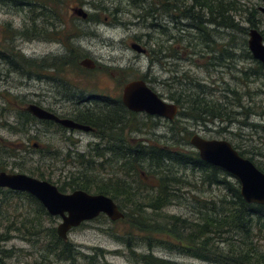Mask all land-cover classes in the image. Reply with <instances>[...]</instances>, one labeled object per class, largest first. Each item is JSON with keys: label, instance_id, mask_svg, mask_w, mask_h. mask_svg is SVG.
<instances>
[{"label": "rangeland", "instance_id": "374dc122", "mask_svg": "<svg viewBox=\"0 0 264 264\" xmlns=\"http://www.w3.org/2000/svg\"><path fill=\"white\" fill-rule=\"evenodd\" d=\"M23 1L26 5L32 4V7L22 6L16 11L10 6H0L1 25V22H13L14 25L21 26L24 22L25 27H30L32 16L40 14V10H54L55 16L50 19L53 27L44 24V19L40 17L35 20L36 26L39 27L37 29L41 32L40 38L33 43L24 42L20 45L26 59L21 60L25 74L33 75L26 77L25 74L12 73L7 81L0 82V162L9 164L8 168L0 172L21 173L39 179L27 171L20 172L19 168L11 166L17 164L20 167L36 168L40 165L51 182L60 187L70 182L72 177L76 180L82 178L77 174L82 172V165L77 161L78 155L82 154L85 161L93 163L91 165L95 176L107 178L112 171L118 169L106 165L107 155H97L102 151L99 145H96L99 141L94 135L63 131L55 126L34 123L27 127L25 133H17L13 130L17 121V109L11 108L14 102L21 106L38 103L45 109L66 115L78 105L85 108L94 107L96 102L88 100L90 96L121 94L126 82L144 77L148 84L168 101H171L168 97L170 92H203L209 101H214L220 106L226 120L213 119L203 122L177 114L173 120L175 125H171V121L154 127V123L148 124L144 118L138 116L128 119V124L124 127L127 141L135 139L141 144L147 142L157 144L158 147L176 145V148L192 150L188 140L190 133L197 131L201 137L226 140L236 147L237 151H247L242 157L251 159L253 164L264 168V76L255 75L248 80L242 76L244 71L252 72L256 68V60L246 55L248 35L234 32L231 28L205 25V16L203 21L209 32L204 34L202 39L200 34L190 28L193 21L185 20L177 10H169V0H163L167 3V13L159 20L136 18L135 14L140 10L123 0L119 4L122 11L117 18L109 16V20L104 21L100 15V21L94 23L73 16L71 10L77 7L78 0ZM117 1L104 0L103 4L110 9L112 6L116 7ZM189 2H186L188 6ZM151 4L154 5L155 0H144L141 5L144 9ZM237 5L240 8L252 5L259 8L262 2L237 0ZM259 13L260 19L264 21V14ZM229 14L232 16L233 12ZM240 15L233 18L234 22L249 28L245 15L239 17ZM152 22L162 26L163 31L150 27ZM147 35H150L151 42H148ZM52 38L56 41H51ZM134 39H140L142 43L148 42L145 47L147 54L138 55L130 49L129 43ZM154 45L156 51L162 49L159 57L151 53ZM224 50L231 53L227 55ZM217 57L220 59L217 60ZM84 58L92 60L95 68L81 67L79 62ZM156 58L159 61L155 60ZM61 59H68L72 64L56 71ZM36 74L45 78L37 80ZM83 96L87 103L78 104L77 100ZM183 127L188 131L184 136L183 132L179 131V128ZM33 141L50 147V153L45 155L44 159L36 153L38 149H34ZM23 164L25 166H21ZM102 164L104 165L101 168ZM184 173V180L193 185L185 186L181 190L182 199L153 217L150 211L145 209V215L165 225L167 216L189 218L193 211L199 210L200 203L204 200H217L225 194L222 187L199 183L198 173L192 174L191 170ZM227 179L234 180L230 176ZM12 203L20 205L17 214H20L21 218L19 217L17 223L24 220L28 223L34 219L36 206L32 202L24 197H14ZM8 222L10 223L7 220L0 221V264H135L128 244L135 253L151 252L156 257L177 264H213L163 247L149 250L144 243L148 240L145 233L131 229L125 221L112 222L104 215L69 232L67 243L72 246L74 252L67 259L57 258L59 251H46L52 242L57 244L55 239L50 238L47 230L56 229L60 218L43 216L41 233L33 237L14 231L15 228L7 229ZM260 247L264 248V240L260 241Z\"/></svg>", "mask_w": 264, "mask_h": 264}, {"label": "trees", "instance_id": "16d2710c", "mask_svg": "<svg viewBox=\"0 0 264 264\" xmlns=\"http://www.w3.org/2000/svg\"><path fill=\"white\" fill-rule=\"evenodd\" d=\"M159 1L161 2V0ZM169 1V10H177L185 20L193 21L190 28L200 34L202 39H204V34L209 32L205 27L209 24L217 28H231L234 32L243 35H248L251 28L260 29L259 32L264 41V21L260 19L261 15L256 6L240 8L237 5V0ZM186 2H189L190 5L188 6ZM30 5L32 7V4ZM230 12H233L232 16L229 14ZM241 12L242 15H240ZM54 13V10L47 12L40 10V18L45 20L48 27L50 19L55 16ZM236 15H240L239 17L245 15L249 28L234 22L233 18ZM205 16L207 22L204 25L203 17ZM216 30L218 31V29ZM153 47L152 54L159 57L162 49L156 51L155 45ZM224 53L229 55L231 51L224 50ZM246 55L251 58L248 50ZM219 59L220 57H217V60ZM69 64H72L70 60H62L59 62V66L57 65L60 69L56 68V71L62 70V67ZM254 66L256 68L252 72L244 71L242 73L246 80L255 75L264 76L263 66L257 61H254ZM168 97L180 108L178 114L203 122L213 119L226 120V116H223L220 111V106L214 101H209L203 92L174 91L170 92ZM81 100L78 99L77 103ZM81 115L86 120L89 117L85 113H81ZM119 116L120 145L117 151L119 165L114 161L106 164L117 167L118 170L112 171V174H109L107 178L95 176L91 165L93 163L89 160L85 161L84 156L79 154L77 161L82 165V172L77 174L82 178L76 180L72 177L70 182L57 187L58 190L60 192L82 190L110 197L123 214V218L119 221H125L131 229L148 236L146 238L148 240L144 243L149 250L163 247L169 251L213 264H264V248L260 247V241L264 240V206L245 203L240 196L238 182L234 178V180H228V174L203 162L193 149L184 150V148H176V145L157 148V146L141 144L139 141L135 143L127 141L124 127L128 124V118L133 117L123 106L120 108ZM34 122L35 119L32 116L23 113L17 118L13 130L17 133H25L28 130L27 127ZM174 123L176 122L172 121L171 125H175ZM180 130L182 131L183 128ZM234 148L237 150L236 147ZM246 152L238 151L241 156ZM36 153L44 159L45 155L50 153V147L43 146ZM99 154L101 153L98 152L97 155L99 156ZM104 164L100 167L102 168ZM255 166L264 173L263 166L259 164ZM8 167V163L0 162L1 171ZM11 167L19 168L20 172L27 171L39 179L45 180L48 177L46 180L52 183L48 174L41 170L40 165L36 168H25L12 164ZM186 170H191L192 174L198 173L199 183L202 185L222 187L225 194L217 200L209 202L204 200L200 203L199 210L193 211L189 218L169 215L165 225L159 224L158 220L150 219L182 199L180 192L185 186L193 185L184 180ZM14 197H24L36 206L33 220L28 223L25 220L17 223L19 217L21 218V215L17 214L20 205L12 203ZM145 209L150 211L151 217L145 215ZM43 216L49 217L50 215L33 196L23 192L0 189V221H10L7 229L15 228L14 231L24 232L28 237L39 235ZM47 232L50 238L57 242L55 244V251H59L56 254L57 258L62 259L73 254L74 250L57 236L55 228H51ZM127 247L134 257L135 264H177L174 261L156 257L151 252L135 253L129 244Z\"/></svg>", "mask_w": 264, "mask_h": 264}, {"label": "water", "instance_id": "95a60500", "mask_svg": "<svg viewBox=\"0 0 264 264\" xmlns=\"http://www.w3.org/2000/svg\"><path fill=\"white\" fill-rule=\"evenodd\" d=\"M260 1L262 6L258 9L264 13V0ZM71 11L75 16L86 17L81 9L74 8ZM131 47L137 52L144 51L138 44H132ZM247 47L252 58L264 68V41L258 30L254 28L249 30ZM80 65L91 69L94 63L85 58L80 61ZM122 103L129 111L145 112L169 120H173L178 111L176 104L160 99L142 80H133L125 84ZM25 109L40 120L54 121L65 128L89 130L86 125L77 124L70 119H60L36 105H28ZM190 145L197 151L203 162L221 169L238 182L239 193L245 203L264 206V173L252 161L242 157L230 142L193 135ZM0 188L27 193L33 196L50 216L59 217L60 223L56 233L64 240L71 229L92 221L100 215L106 216L112 222L123 218L118 206L108 196L89 194L82 190L62 193L54 184L26 174L0 172Z\"/></svg>", "mask_w": 264, "mask_h": 264}, {"label": "flooded vegetation", "instance_id": "af4514ba", "mask_svg": "<svg viewBox=\"0 0 264 264\" xmlns=\"http://www.w3.org/2000/svg\"><path fill=\"white\" fill-rule=\"evenodd\" d=\"M78 1L79 2L77 4L76 8L81 9L83 11V13L86 14V17L83 18V17H78L75 15H73V16L80 19V20L87 21V22H93V23L99 22L100 21V19H99L100 15L103 16L104 21H108L109 16H111L110 18H117V15L120 14V12L122 11L119 4H120V1L123 2V0H118L116 7L112 6V8H110V9L107 8L103 4L104 0H88V1L86 0V1H82V2L80 0H78ZM143 2H144V0H126V3L128 5L137 6L138 10H140V12L138 14H135L136 18L141 19V20L146 19V18L159 20V19H162L166 15L167 3L164 2L163 0H161V2L159 0H155L154 5L151 4L150 6L144 8V9H146L145 11L141 5V4H143ZM24 3L25 2L23 0H0V6H2V7L3 6L9 7L10 6L11 9L14 8V10H16V11L19 10V7L31 6L30 4L26 5ZM105 12H107V14ZM39 17H40V14H38L37 16L36 15L32 16V18L30 20V22H31L30 27L29 26L25 27L24 22L21 26L14 25L13 22H9V23L8 22H6V23L1 22L3 24L2 25L0 24V82L7 81L10 78V76L12 75V73H16L18 75L19 74L24 75L26 73L25 69L23 68V64L21 63V60L24 61L26 59L24 57V54L21 51L20 45L24 42H26L28 44L33 43V42H35V40L37 41L40 38V30L37 29L39 27L36 26V21H35ZM43 23L46 24L45 20ZM49 24H50V27H53V24H51V21ZM150 27H154L155 29L160 28V30L163 31V27L159 26L156 22H152V24H150ZM50 36H51V34L49 35V38H50ZM146 37H147L148 42H151L150 35H147ZM51 41H56V39L52 38ZM148 42L142 43L140 39L139 40L134 39L132 42L129 43V47L131 50H133L138 55H144V54H147V52H148L147 49L145 48L146 46H148ZM132 44L140 45L141 48L144 49V51H141V52L135 51L131 47ZM151 53H152V51H151ZM155 60L159 61L158 59H155ZM79 65H80V62H79ZM93 68H95V63L91 69H93ZM25 75H26V77H30L33 74L30 75L29 73H27ZM35 77L37 78V80H41V78H45L41 74H36ZM46 78L49 80L53 79L52 77H46ZM133 80L144 81L146 83V85L153 92H155L160 99H162L166 102L175 104L172 100L168 101V100L164 99L161 95H159L148 84L146 78H145V80H143V79H133ZM133 80H130V81H133ZM130 81H128V82H130ZM128 82H126V83H128ZM125 84L122 87L121 94L114 95V96H104V95L90 96L88 100L96 102L94 107L85 108V107L78 105V107H75V110H72L71 113H68L66 115H60L59 113H57L51 109H45L38 103H28L24 106H21V105H18L16 102H14V106H13V108H11V110L17 109V118L22 116L23 113H28L30 116H32L25 109L28 105L32 104V105H36L37 107H39L43 110H46L48 112L53 113L54 115H56L60 119H70L77 124L86 125L89 127V130L88 131H82V130H78V129L65 128V127L61 126L60 124H58L54 121L40 120V119H37L36 117L32 116V118L35 119L34 124H46V125L53 126V127L55 126L56 128L63 130V131H72V132L79 131V132L90 133V134L94 135V137H96L97 140L99 141L96 143V145H99V147H100L99 149L102 151L101 154H103V157H105V155L108 156V158L105 157L106 164L107 163L110 164L111 161H114V163L119 164V155H118L117 151H118L119 145H120V116H119V111H120L121 106H123L125 108V110L127 112H129V114L133 117V119L138 117V116H141V118L145 119L146 123H148V124L154 123L153 124L154 127L160 126V123L162 125H164L166 122L169 123V122L173 121L179 112V107L176 104V106L178 107L177 114L173 120H169V119L164 118V117L149 115V114H146L145 112L129 111L126 108V106L122 103V92H123V88H124ZM81 99L82 100L78 104H81V103H84L87 101V100H85L84 96ZM99 101H100V104H98ZM81 113H85L89 116L87 118V120L81 115ZM180 129L181 128H179V130ZM198 130H201V129H198ZM182 132H183L182 133L183 136H184V134L188 133V131H186V127H183ZM190 134H191V137L193 135L200 136L197 131L191 132ZM191 137L189 138V140L187 139L189 144H190ZM202 138H204V137H202ZM130 140L134 143L136 142L135 139H130ZM145 145H148V146L153 145V146H157V148L166 147V146L158 147L157 144L156 145L155 144H149L147 142H145ZM33 147H34V149H36V148L40 149L41 147H43V145L37 141H33ZM111 151H113V153H111ZM110 155H111V157H110ZM62 193H67V192H62ZM57 218H59V217H57ZM56 229H57V226H56ZM73 229H75V228H73ZM73 229H71L70 231H72ZM68 234H69V232H68ZM68 234H67V238L65 240L60 238L66 244H68L67 243ZM52 241H50V242H52ZM54 241H56V240H54ZM55 248H56V245L52 242L51 244L48 245V248L46 251L49 253H52V252L54 253ZM70 248H72V246H70ZM64 258L67 259L68 256L64 257Z\"/></svg>", "mask_w": 264, "mask_h": 264}, {"label": "bare ground", "instance_id": "6f19581e", "mask_svg": "<svg viewBox=\"0 0 264 264\" xmlns=\"http://www.w3.org/2000/svg\"><path fill=\"white\" fill-rule=\"evenodd\" d=\"M260 12V11H259ZM262 14H264V13H262ZM196 151V150H195ZM197 152V151H196ZM206 164H208V163H206ZM208 165H210V164H208ZM210 166H212V165H210ZM214 167V166H213ZM0 189H2V188H0ZM75 191V190H74ZM89 194H91V193H89ZM52 217V216H51ZM60 223V222H59ZM58 226V225H57ZM70 232V231H69Z\"/></svg>", "mask_w": 264, "mask_h": 264}]
</instances>
